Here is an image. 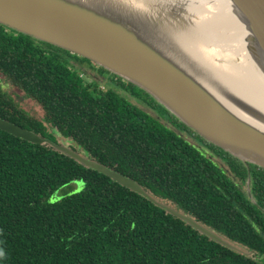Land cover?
I'll list each match as a JSON object with an SVG mask.
<instances>
[{
    "label": "trees",
    "instance_id": "1",
    "mask_svg": "<svg viewBox=\"0 0 264 264\" xmlns=\"http://www.w3.org/2000/svg\"><path fill=\"white\" fill-rule=\"evenodd\" d=\"M75 60L93 63L0 25V75L41 108L43 119L30 115L1 84L0 118L54 142V134L73 141L96 161L260 258L209 240L148 199L46 145L0 130V264H264V174H252L250 195L245 193L236 182L248 178L242 161L209 143L228 163L229 174L121 95L116 84L104 81L108 87L103 89V81H85L86 70ZM125 83L183 131L194 133L147 92ZM73 182L85 186L56 195Z\"/></svg>",
    "mask_w": 264,
    "mask_h": 264
},
{
    "label": "water",
    "instance_id": "2",
    "mask_svg": "<svg viewBox=\"0 0 264 264\" xmlns=\"http://www.w3.org/2000/svg\"><path fill=\"white\" fill-rule=\"evenodd\" d=\"M230 1L238 13L236 19L251 33L249 54L264 76V0ZM161 17L162 14L149 15L120 0H0V25L85 58L136 85L208 143L264 169V130L257 126L264 128V108L248 100L251 94L244 84L247 73L236 68L240 61L235 67H223L236 69V74L208 65L200 53L201 47L196 51L193 39L186 38L181 31L176 35L174 30L165 29ZM199 32L211 35V31ZM222 33L212 35L215 42H221ZM204 62L213 66L211 71L207 67L206 71L200 69ZM185 65L195 73H189ZM241 74L245 75L242 79ZM201 82H207L206 86L213 91ZM0 130L33 144L46 145L88 169L120 181L117 171L90 157L73 141L56 143L1 118ZM120 185L209 240L259 260L258 253L153 196L142 186L132 190Z\"/></svg>",
    "mask_w": 264,
    "mask_h": 264
},
{
    "label": "bare ground",
    "instance_id": "3",
    "mask_svg": "<svg viewBox=\"0 0 264 264\" xmlns=\"http://www.w3.org/2000/svg\"><path fill=\"white\" fill-rule=\"evenodd\" d=\"M120 1L125 4H133L135 8L143 10L144 13H147L149 15L162 14L164 22L166 23H164V28L168 30H174L176 35L178 31H181L186 38L193 39V48L196 51L198 50V47H201L200 52H203L202 44L204 45V43L213 45L219 44L221 46H232V53L240 61L239 66H236V68H241V73H247L248 78H245L244 84L248 93L251 94V97L248 100L252 102L253 105L261 109L264 108V106L262 105L264 103V76L262 75L261 71L258 70L256 64L253 63V59H251V56L249 54V40L252 39L251 33L246 26H242L236 19L235 16L238 17V13L234 10V7L230 0ZM196 29L211 31V35L204 34ZM220 33H222L221 42H215V37H213L212 35ZM208 37L212 40H208ZM194 38H196V40ZM178 39H180L182 43H185L181 40L180 37H178ZM214 65L220 68L222 71H224L225 69L230 73H237L236 69L223 68L228 64L219 62L214 63ZM200 67V69H203L205 71L206 67L209 69V71H211V69L213 68V66H207L205 62L202 63ZM185 68L188 70L189 73L194 72L191 68L189 69L186 65ZM242 69L244 71H242ZM198 72L199 71H196V73ZM244 76V74H241V79ZM207 79L209 80L210 78ZM204 85L206 86L208 85V83L205 82ZM207 88L210 89L209 87ZM257 126L264 130L263 127L259 125Z\"/></svg>",
    "mask_w": 264,
    "mask_h": 264
},
{
    "label": "rangeland",
    "instance_id": "4",
    "mask_svg": "<svg viewBox=\"0 0 264 264\" xmlns=\"http://www.w3.org/2000/svg\"><path fill=\"white\" fill-rule=\"evenodd\" d=\"M232 46H229V45H226V46H221L219 44H209L207 46H203V52H200L201 55L203 57H205V62L208 64V65H214V63H224V64H228L227 66H232V67H235V65L238 64L239 60L238 58L232 53V49H231ZM74 64H76L77 66H80V67H85V69L87 70H91L92 73H96L93 71V67L96 65V64H93V63H90V64H86V63H82L80 64L79 62H77L76 60L73 61ZM102 71V70H101ZM104 76H107L108 74L109 75H113V78L114 77H117L115 76L114 74H111V73H106L104 71H102V73ZM96 75V74H95ZM83 77V75H81ZM85 78V77H84ZM118 78V77H117ZM113 80V79H112ZM85 81L87 82H90V77L86 76L85 78ZM103 81V80H101ZM104 82V81H103ZM112 82V81H111ZM114 83V81H113ZM0 84L3 86V88L5 89V91H7L10 95H12L17 101L20 102V105L23 109H25L30 115H32L33 117L39 119V120H42L43 119V112L41 110V108L32 100L30 99H26L24 97V93L19 90L17 87H14L12 86V84H10L3 76L0 75ZM112 86H114V84H111ZM107 84L104 83H101V88H107ZM115 89L122 93L123 95H125V93L118 89V85L115 86ZM127 98L130 99V101L133 103V104H137L139 102H137L132 96H130L129 94L127 95ZM141 107L145 110V109H151L149 106L147 105H144V104H141ZM154 111V110H153ZM155 112V111H154ZM154 112H151V114L154 116V118L158 121V122H161L167 126H169L170 128H172L173 130H177V133L180 134V135H183L184 132H187V131H183L180 127V125L173 119V117L171 115H169L168 113H164V112H157V114L162 117L163 115L166 116V119H161L160 117H156ZM167 120H171L176 129L173 127V125L171 123H169ZM165 127V126H164ZM166 128V127H165ZM48 129L49 131L51 132V128L50 126H48ZM33 132V131H32ZM39 135V134H38ZM54 136L56 137V141L59 142V143H63V142H67V141H71L69 139H66L64 137H62L61 135H56L54 134ZM46 138V137H45ZM188 139V138H187ZM56 142V143H57ZM197 142H201L200 140H193L191 141V143L193 144H197ZM67 146L70 144L69 143H65ZM70 148H73L74 150H77L78 151V148L77 147H73V146H70ZM206 149V152H210L208 147L205 148ZM81 163V162H80ZM82 164V163H81ZM83 165V164H82ZM84 166V165H83ZM86 167V166H85ZM113 170V169H111ZM116 171V170H115ZM117 177L120 178V181H117L119 182L120 184H123L124 186H127L128 188L132 189V190H135V189H140L141 188V185L138 184V182H134L132 181L130 178L122 175L121 173L119 172H115ZM85 184L83 182H73L71 183L70 185L66 186L65 188L61 189L56 195L57 196H61L63 194H66V193H78L80 192L83 188H84ZM250 188V180L245 183L243 185V189L245 191H248ZM143 197V196H142ZM167 202V201H166ZM253 202H255L253 200ZM169 204H171L170 202H167ZM172 205V204H171ZM173 206V205H172Z\"/></svg>",
    "mask_w": 264,
    "mask_h": 264
},
{
    "label": "flooded vegetation",
    "instance_id": "5",
    "mask_svg": "<svg viewBox=\"0 0 264 264\" xmlns=\"http://www.w3.org/2000/svg\"><path fill=\"white\" fill-rule=\"evenodd\" d=\"M47 48V47H46ZM74 55V54H73ZM84 63H88V62H84ZM83 63V64H84ZM90 64V63H88ZM91 65V64H90ZM84 70H86L85 74H84V77L86 78V76L90 77V82H92V80L94 78L97 79V81H106L107 83H110V84H116L118 85V88L120 87V90H122L125 95H123L122 93H120L121 95L125 96L127 98V95L129 94L130 96H132L137 102L141 103V104H144V105H147L149 106L151 109H143L141 107V105L139 103L135 104L137 105L139 108H141L143 111L147 112L148 114H150L151 116H153L151 114V112H154L155 116L156 117H160L158 114H157V110L151 105V100L146 97V95H144L143 93H140L139 91H136L134 89H132L130 86H128V84L125 83V80H123L122 78H117V77H114L113 78V75H107V76H104L102 73V71L99 69V67H97V65H95L93 67V71L96 72V73H92L91 70H87L85 69V67H82ZM110 73V72H109ZM96 74V75H95ZM112 74V73H111ZM113 79V80H112ZM95 80V79H94ZM112 81V82H111ZM114 81V83H113ZM127 82V81H126ZM106 83V84H107ZM101 88V86H100ZM134 92V93H133ZM139 94V95H138ZM139 96V97H138ZM128 100L130 101V99L128 98ZM131 102V101H130ZM154 110V111H153ZM154 117V116H153ZM161 119H166V116H162L160 117ZM169 123H171L173 125V127L176 129L174 123L171 121V120H167ZM163 124V123H162ZM165 125V124H164ZM167 126V125H166ZM169 127V126H167ZM170 128V127H169ZM172 129V128H170ZM173 130V129H172ZM177 131V130H175ZM185 140L189 141L191 143V141L193 140H199V138L196 136V133H189V132H184L183 135H181ZM188 138V139H187ZM193 144V143H192ZM196 146H198L200 149L203 150V152L209 157L212 159V161L216 162L217 165H219L220 167H222L224 170L228 171L229 172V165L227 162H223L221 160V157H220V153L217 151V150H214L213 148L210 147L209 143L207 141H201V142H197V144H194ZM206 147H208L209 151L210 152H206ZM244 163V162H243ZM244 165L246 166L247 170H248V178H247V181L245 183H247L249 180H250V185H251V179L250 177H252V174H259V173H263L264 174V171L260 170L259 168H255V167H251L249 164L247 163H244ZM230 174V172H229ZM242 188V190L249 194L250 195V188L248 191H245L243 189V185L245 183H242L240 180H237L236 181ZM253 201V200H252ZM253 203V202H252ZM255 203V202H254Z\"/></svg>",
    "mask_w": 264,
    "mask_h": 264
},
{
    "label": "built area",
    "instance_id": "6",
    "mask_svg": "<svg viewBox=\"0 0 264 264\" xmlns=\"http://www.w3.org/2000/svg\"><path fill=\"white\" fill-rule=\"evenodd\" d=\"M81 75H83V77L82 76L81 77L84 78V74L82 73Z\"/></svg>",
    "mask_w": 264,
    "mask_h": 264
}]
</instances>
